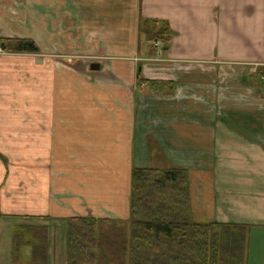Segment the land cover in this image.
<instances>
[{"label": "crops", "instance_id": "1", "mask_svg": "<svg viewBox=\"0 0 264 264\" xmlns=\"http://www.w3.org/2000/svg\"><path fill=\"white\" fill-rule=\"evenodd\" d=\"M143 20L167 21L169 46L151 55ZM1 38L39 53L0 51V264L23 223L48 226L49 264H67L53 230L127 220L134 167L188 169L199 222L264 226V65L246 72L264 64V0H0ZM27 72L35 89L12 107Z\"/></svg>", "mask_w": 264, "mask_h": 264}, {"label": "trees", "instance_id": "2", "mask_svg": "<svg viewBox=\"0 0 264 264\" xmlns=\"http://www.w3.org/2000/svg\"><path fill=\"white\" fill-rule=\"evenodd\" d=\"M142 22L140 32L152 44L151 55L157 41L169 46L174 31L167 21ZM0 44L10 53H39L32 39L1 38ZM138 78L155 93L175 90L171 80L146 79L141 71ZM251 228L197 221L188 169L134 167L127 220L73 216L64 221L67 264H248ZM49 231L48 226L17 225L13 264H49ZM24 247L32 249L29 259L22 257Z\"/></svg>", "mask_w": 264, "mask_h": 264}, {"label": "rangeland", "instance_id": "3", "mask_svg": "<svg viewBox=\"0 0 264 264\" xmlns=\"http://www.w3.org/2000/svg\"><path fill=\"white\" fill-rule=\"evenodd\" d=\"M146 48H149L148 45L146 44L145 46ZM164 55L165 51H162ZM2 53V52H0ZM3 54V53H2ZM37 58V56H36ZM108 59V58H107ZM14 62H8V66L9 65H13L14 68H19L20 65L23 64V66H27V63H25V61L22 62H18L21 61V58H19L18 56H14V58L12 59ZM105 62V61H104ZM2 63V62H1ZM21 63V64H20ZM106 65V64H105ZM108 65V67H107ZM105 67V70L108 72L112 71V64H107ZM264 64L261 63H257V65H250L252 67V69H250L251 67H247L246 66V72L247 73H251V72H255V70H257V68H259V66H263ZM249 66V65H248ZM12 67V68H13ZM11 69V68H10ZM4 70H9L4 69ZM105 73V71H104ZM27 81L26 83L20 84L18 85L17 82H13L12 80H10L9 83V90L11 93H8L10 95V98H13L16 100V102L14 103H10L12 105V107L15 106V103L19 102V104H23L25 102H28L26 98L28 95L26 94L27 90L29 88H34L35 89V83H36V77L35 75L27 72L26 75ZM8 81V80H7ZM6 89V87L4 88ZM3 90H1L2 92ZM4 92V91H3ZM20 98V99H18ZM18 99V100H17ZM17 114V112H15V115ZM8 165V162H7ZM204 209H206L208 212L211 210V207L209 204L205 203L204 205ZM61 232V234L59 236H63V232L65 235V231H64V225L62 224H58V227L55 228L53 231H59ZM49 249V246H48ZM247 254H248V264H264V226H257V227H252L250 234L248 236V248H247ZM22 253V257L24 259H29L31 257V253H32V249L30 247H24L21 250Z\"/></svg>", "mask_w": 264, "mask_h": 264}, {"label": "water", "instance_id": "4", "mask_svg": "<svg viewBox=\"0 0 264 264\" xmlns=\"http://www.w3.org/2000/svg\"><path fill=\"white\" fill-rule=\"evenodd\" d=\"M91 69L94 71L100 70V64L99 63H92Z\"/></svg>", "mask_w": 264, "mask_h": 264}]
</instances>
